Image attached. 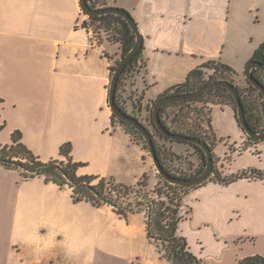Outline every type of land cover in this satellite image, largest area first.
I'll return each instance as SVG.
<instances>
[{
  "label": "crops",
  "instance_id": "0c3cea01",
  "mask_svg": "<svg viewBox=\"0 0 264 264\" xmlns=\"http://www.w3.org/2000/svg\"><path fill=\"white\" fill-rule=\"evenodd\" d=\"M105 1L130 12L144 37V66L127 85L142 95L141 113L208 61L229 65L245 80L248 61L264 42V0ZM83 18L79 0H0V148L18 130L43 162H66L60 147L70 143L73 162L84 163L78 175L116 179L122 168L133 171L136 182L148 172L155 183L159 173L152 157L114 125L108 102L121 46L103 31L90 45L79 27ZM219 116L228 129H221ZM212 122L213 133L217 127L235 144L250 143L232 106L213 105ZM183 145L182 152L190 150ZM130 160L134 170L127 167ZM222 172L240 173L229 167ZM181 213L187 217L177 234L202 263L264 256V244L258 245L259 236L264 238V179L196 186L184 195ZM124 233L129 243L119 237ZM0 264L172 263L148 237L145 211L122 216L111 205L76 202L67 185L41 175L25 179L0 165Z\"/></svg>",
  "mask_w": 264,
  "mask_h": 264
},
{
  "label": "trees",
  "instance_id": "16d2710c",
  "mask_svg": "<svg viewBox=\"0 0 264 264\" xmlns=\"http://www.w3.org/2000/svg\"><path fill=\"white\" fill-rule=\"evenodd\" d=\"M87 2L92 8L106 7L105 0H87ZM92 18L98 23L99 29L104 32L108 39L120 44L122 56L130 51L135 43V34L122 16L105 14L93 16ZM143 48L144 46L126 65L118 81L116 103L125 111L126 108L121 104L122 93L129 94L127 98L130 105L129 107L133 106L134 108L135 103H142V95H137L136 92H129L127 85L131 78H133L134 74L138 71V68H143L144 66L142 56ZM253 60L264 63V42L256 49L248 63ZM117 64L118 63H116V65ZM116 65L112 68L113 73ZM209 72L213 73L206 78V75L209 74ZM252 74L254 78L264 86V71L256 68L253 69ZM215 80L228 81L237 88L244 106L245 118L248 125L254 131H263L264 98L261 91L254 87L247 78L242 82L239 78V73L222 62L208 61L204 65L195 68L188 73L184 82L170 87L159 98L167 95L189 93L201 85ZM134 100L137 101L134 103ZM190 102H197V106L199 107H195L194 109H196L199 115H201V123L206 125V128H208L207 130L213 132L211 123L212 106L215 104H228L236 111L234 96L227 88L218 86L205 91L195 99L169 103L160 110V119L171 132L198 137L205 141L213 152L214 143L210 142L206 135H202L201 133L196 132V130L187 127L186 121L182 119V113L184 112L182 109L185 107H187V109L190 108L188 107L189 105L186 106V104ZM152 105H154V103ZM151 106L147 105V109L151 111V124L155 127L158 135L161 138L168 140L170 144L169 149H166L163 145H159L155 139L154 133H151L150 129L146 126L152 135L157 157L161 166L169 174L180 178H191L201 173L207 163L204 150L195 143L172 140L163 135L155 126L152 118ZM171 106H180V110L178 112L175 111V113L172 114L170 111H167ZM184 110H186V108ZM114 118H117L120 125L129 133L134 135L137 134L143 141L145 140L143 135L127 121L122 120L113 114V120ZM3 127L4 124H0V131ZM22 138V133L18 130L12 133V142L0 148V165L5 166L6 168L19 170L22 177L25 179L35 175H41L45 177L47 182H52L60 187L67 185L72 189V197L76 202L87 201L98 207L111 205L114 207L116 213L122 216H125L129 211H145L147 214L148 237L158 243V247L163 256L172 264H204L190 251L186 239L177 234L179 222L187 217V215L181 213V206L184 195L189 192L190 189L207 182H217L227 185L242 178L264 179V172L260 170L243 171L237 174L224 175L222 171L214 168L213 173L203 183L196 186L185 187L171 184L159 174V178L165 188L159 187V185H157V188L155 187L154 193L156 194V200H158L155 201V199L150 200L145 198V194L140 197L141 193L137 191L140 190L139 188L141 187L145 190V187L147 186V176L145 174L133 186L118 183L113 177L78 175L77 171L84 165V163L73 162L71 155L72 146L70 143H64L60 147V155L66 158V162L59 160L43 162L24 144ZM248 139L253 142L260 141L249 136ZM176 142L193 147L199 153L203 163L201 169H199L196 174H191L190 176L177 174V172H174V170L171 169V164L174 160L180 162H185L187 160L181 158V156L173 150L172 146ZM213 158L215 164L216 159L214 153ZM93 181H96V183L92 185L91 183ZM135 187L138 189L135 190ZM166 188L168 189L166 190ZM171 191L172 193H170ZM236 264H264V256L260 254L249 255Z\"/></svg>",
  "mask_w": 264,
  "mask_h": 264
},
{
  "label": "rangeland",
  "instance_id": "374dc122",
  "mask_svg": "<svg viewBox=\"0 0 264 264\" xmlns=\"http://www.w3.org/2000/svg\"><path fill=\"white\" fill-rule=\"evenodd\" d=\"M114 47L119 50V45L117 43L113 44ZM213 72H209V74L206 75V78L209 77V75H211ZM242 80V79H241ZM242 82H244V80H242ZM245 85V84H244ZM128 96L129 94H123L122 93V99H121V104L124 105V107L126 108V111L137 117L136 114L138 113V115H140V117H137L142 123H144L151 131V133H154L155 139L156 141L159 143V145H163L164 147H166V149H169V141L166 139L161 138L158 133L156 132L155 127L151 124V111L148 109V111L141 113L144 110L143 104H136L135 102L137 100H134L135 103V107L133 108V106L129 107V101H128ZM128 101V102H127ZM189 105L186 110H184L185 108H183L182 110L184 111L182 113V119L184 121H186L187 123V127H189L190 129L196 130V132L201 133L202 135H206L208 140L212 143H214L213 146V153L215 155V164H214V168L218 169L219 171L225 170L229 167L230 170H238V172H243L245 171H252V170H258L259 168H261L262 170H264V141H259V142H253L252 140H249L250 143L244 144L242 142H238L235 144V140H233L232 138H228L225 137L223 135H219V129L216 127L214 129V133L210 132L209 130H207L208 128H206V125L201 123V115H199V113L197 112L196 109H194L195 107H199L197 106V102H190L188 104H186V106ZM153 105L150 107L152 110ZM184 107V106H182ZM142 110V111H141ZM180 110V106H171L167 109V111H170V113L174 114L175 111L178 112ZM141 111V112H140ZM236 112V111H235ZM237 115V113H236ZM114 125H120L119 120L117 118H114ZM216 121L218 122L219 126L221 127V129L223 128H229V124L228 121L222 117L219 116L218 119H216ZM212 125L214 126V123L212 122ZM123 127V126H121ZM124 128V127H123ZM125 129V128H124ZM239 129V128H238ZM127 131V130H126ZM128 132V131H127ZM207 132V133H206ZM129 133V132H128ZM132 136L133 141L137 142L142 150L145 153V157L147 159H149L151 157V154L149 152V148L145 142V140L143 141L139 135H134L132 133H129ZM247 136V135H246ZM248 137V136H247ZM174 148L176 149L177 154H179L181 156V158H185L187 159L185 162H180L177 160H174L171 164V169L174 170V172H177V174H185V175H191V174H196V172L201 169L202 167V160L200 158L199 153L193 148L190 147V150H187L185 152H182V148L185 147L183 144L181 143H174ZM246 148V149H244ZM182 152V153H180ZM130 169L134 170L136 163H134L133 160H130V162L128 163ZM221 165V166H219ZM118 171H114V173L116 174L115 176V181L118 183H122L125 185H129V186H133L134 183L136 182L134 177V173L132 172H127L126 169L125 171L121 168V169H117ZM147 176V186L145 187V190H143V188H139L140 190H137L138 188H134L135 190H137L139 193H141L140 197H142V195H146L145 198L150 199V200H156V194L154 193L155 187L157 188L159 185V187H164V185L162 184V181L159 178V174L157 176V182L155 183H151L152 178H151V174L150 173H144ZM143 174V175H144ZM140 180V179H139ZM138 180V181H139ZM96 181H93L91 184H95ZM137 183V182H136ZM161 183V184H160ZM168 188H166L167 190ZM260 190V189H258ZM256 191V190H255ZM172 193V191L170 192ZM133 196V195H132ZM125 235H119V237H123L125 239H127L128 243L130 242V235L127 233H124ZM259 236V235H257ZM260 239V242L258 243V245H262L264 244V238L263 235H260L258 240ZM237 244H238V239H236ZM169 250V249H168ZM262 255V254H261Z\"/></svg>",
  "mask_w": 264,
  "mask_h": 264
},
{
  "label": "water",
  "instance_id": "95a60500",
  "mask_svg": "<svg viewBox=\"0 0 264 264\" xmlns=\"http://www.w3.org/2000/svg\"><path fill=\"white\" fill-rule=\"evenodd\" d=\"M79 2H80V8L82 12L91 17L105 15V14H116V15L122 16L127 21L130 28L135 34V43L133 47L130 49L128 53H126L124 56L121 57L120 61L116 65L114 73L112 74L110 87H109L108 102H109V106L113 114H115L118 118L127 121L129 124L134 126L143 135L146 141V144L149 148V152L151 154L154 165L158 173L163 177V179L175 185H180V186H185V187L196 186L206 181L209 178V176L213 173V170H214L213 152L205 141L195 136L173 133L162 123L160 119V115H159L160 110L162 109V107H164L165 105L169 103H174V102L184 101V100H189V99H195L196 97L200 96L202 93H204L205 91L209 89H212L218 86L225 87L234 96V99L236 102L237 118H238L239 124L241 125L245 133L253 139H257L260 141L264 140V130L257 132V131L252 130L250 126L248 125L246 118H245L244 106L242 104L239 92L237 88L228 81H224V80L210 81L208 83L201 85L200 87H198L197 89L189 93L178 94V95H167V96L161 97L154 102V105L152 107V118H153L156 128L163 135H165L166 137H169L172 140L187 141V142L197 144L204 150L206 154V158H207L206 166L201 171V173H199L196 176H193L191 178H180V177H175L169 174L167 171L164 170V168L159 163L152 135L149 132L146 125L142 123L137 117L129 114L127 111L122 109L116 103V91H117V85H118L120 75L123 72L126 65L142 49L143 44H144V37H143V34L140 28L138 27V24L136 23L135 19L132 17L130 12H128L127 10L123 8L113 7V6H110V7L107 6L104 8H92L91 6H89L87 0H79ZM256 68L262 69L264 71V63L260 61H256V60L250 61L245 68L244 75L254 87H256L257 89L261 91L263 98H264V86L260 82H258L252 74L253 69H256Z\"/></svg>",
  "mask_w": 264,
  "mask_h": 264
},
{
  "label": "built area",
  "instance_id": "2783aa9c",
  "mask_svg": "<svg viewBox=\"0 0 264 264\" xmlns=\"http://www.w3.org/2000/svg\"><path fill=\"white\" fill-rule=\"evenodd\" d=\"M83 15H84V18L79 24V27L83 28L87 32L88 37H89V44L93 45L99 41V37L102 34V30L99 29L98 23L91 16L84 14V13Z\"/></svg>",
  "mask_w": 264,
  "mask_h": 264
}]
</instances>
